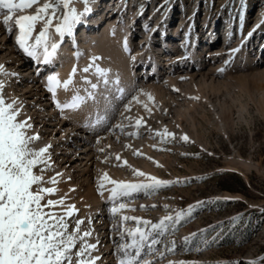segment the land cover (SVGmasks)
<instances>
[{"label":"bare ground","instance_id":"6f19581e","mask_svg":"<svg viewBox=\"0 0 264 264\" xmlns=\"http://www.w3.org/2000/svg\"><path fill=\"white\" fill-rule=\"evenodd\" d=\"M104 1L92 0L88 5L92 14L87 13L82 17L71 36L65 35L61 38L55 32V26L60 21L53 19L49 28V43L55 42L59 47L57 55L47 64L43 62V47L37 49L35 58L29 57L20 49L16 44L19 29L13 26L12 34H7V26L2 24L3 16L0 15V64L4 65L5 71L10 74L0 75V81L5 85L3 91L6 100L10 101L15 97L23 103V114L18 119L31 117L33 131L39 133L42 138L35 147L47 144L52 146L49 149L52 166L45 179L55 176L56 173L62 175L56 177L58 183L45 185L58 189L56 194L48 198L58 199L67 194L65 203L75 205L78 210L72 218L75 221L85 220L81 226L82 230L92 231L88 242L99 241L98 249L93 253L102 258L97 264H118L119 254L113 247L126 240H120L115 226L120 223V218L137 204L142 206L148 200L151 203L155 199L145 198L143 192L121 197L115 206L124 203L126 208L113 216L110 210L114 204L110 192L104 191L103 196L98 192L100 178L107 173L112 180L139 183L146 178L134 174V170H140L162 179L161 170L157 169H168L169 163L167 157H162L160 153L161 133H155L147 125L155 128L161 124L163 128L159 130L165 131L166 127L173 126L174 122H179L183 128V122L191 120L190 126L196 129L197 123L193 114L197 104L207 100L215 109L217 117L221 118L219 109L215 108L217 104L214 105L211 97L213 103L210 101L209 95L220 92L223 87L228 89L231 84L245 90V82L249 78L246 71H255L252 76L257 77L264 74V58L260 56L264 49V34L255 45V38L264 28V8L259 6L256 9L258 16L255 15L251 20L246 13L239 16V22L228 18V22L226 21L220 29L211 28L210 31L214 33L219 31L216 37L221 34L222 40L219 37L217 41L214 33L208 30L221 15L216 14L208 24L205 23L208 18L204 12L205 17L201 18L202 23H199L197 10H194L193 15L186 20V3L182 2L178 10L180 15L173 18L177 8L175 11L170 9L167 18L163 17L164 21L161 18L154 19V13H151L156 7L153 6L155 0H144L146 9L151 8V11L140 19V15L134 13L138 0H114L112 5ZM44 2L41 0V4ZM71 6L77 12H83L85 8L82 0H75ZM35 8L34 5L32 9L18 12L16 15L34 14ZM171 18L175 19L173 23H176L175 26L173 23L170 25L172 29L167 26ZM203 22L207 26L205 32L208 31L205 34L202 31L205 27ZM37 23L41 24L43 30V21ZM80 29L82 30L78 32ZM175 36L177 38H174ZM34 42V39L29 40L30 44ZM144 44L148 46L143 48ZM234 49L238 51L233 52ZM251 56L252 62L249 60ZM93 57L102 58L96 60L95 65L109 70V81L118 79L119 85L109 83L106 89L101 84L96 93L98 103L87 100L75 110L57 109L52 93L47 90V78L50 75L58 76L61 85L57 87L56 99L61 104L71 102L77 90L79 95L85 96V89L91 91V88L83 82V77L87 76L92 83L98 82L94 68L89 73L82 72L84 67L92 63ZM239 58L240 65L244 68L236 69L237 73L231 76L229 71L233 69V65L230 62L234 64ZM30 65L33 66L32 70ZM73 67L77 68L74 84L65 90L63 82L69 78ZM13 73L15 75H11ZM118 88L123 89L122 94ZM250 90L249 93L252 92ZM209 92L211 94L208 95ZM254 94L255 91L250 95ZM149 95L153 99H149ZM263 97L261 94L259 103L264 111ZM155 100L162 103L164 108L155 106ZM225 105L223 107L227 108L226 103ZM169 106H172L171 109L175 112L176 117L171 115L173 122L164 115L166 112L161 115V111L165 108L168 110ZM150 112L156 114L159 120L155 126L151 123L153 116L150 117ZM98 117H105L106 120L97 124ZM137 119L142 121L139 127L136 126ZM187 132L182 130L180 139L184 135H190ZM105 187L111 189L113 185L105 182ZM72 189L74 191H71ZM162 200L163 203L167 202L165 198ZM56 211L63 212L64 209L57 208ZM156 213H164L163 204L156 209ZM124 227L130 226L126 223ZM143 253V259L151 261V264H160L167 259L156 246H153L152 251L145 246Z\"/></svg>","mask_w":264,"mask_h":264},{"label":"rangeland","instance_id":"374dc122","mask_svg":"<svg viewBox=\"0 0 264 264\" xmlns=\"http://www.w3.org/2000/svg\"><path fill=\"white\" fill-rule=\"evenodd\" d=\"M43 1L47 2V0ZM182 2L186 3V20L193 15L192 11L197 10V22L202 23L201 18L205 17L204 12H206L208 21L205 23L208 24L216 14L221 15L218 20L223 19L228 22V18H231L239 22V16L247 13L248 19L251 20L257 15L256 9L259 6L264 8V0H155L153 6L156 7L151 13H154V19L161 18L165 21L170 9L175 11L177 8V12L173 14V18H176L180 15L178 10ZM146 5L144 0H138L136 3L134 13L137 12L140 19L151 11V8L146 9ZM61 14L58 11L57 17ZM88 14L92 13L88 12ZM171 19L167 24L170 28L175 21ZM205 23L203 22V25ZM248 26L249 24L246 27ZM206 29V27L202 29L203 34L208 32H205ZM41 30V24L36 23L32 33L33 39ZM218 33H214L215 38ZM262 34L264 28L255 38V45H257L256 41L262 39ZM136 35L138 36L139 32ZM155 38L159 39V37ZM146 46L148 45L144 44L143 48ZM260 56L264 58V49ZM250 58L252 56L249 60ZM239 60L240 58L234 64L230 62L233 65L232 71H229L231 76L237 73L236 69L244 68ZM32 69L33 66L30 65V70ZM246 73L249 77H246L248 79L245 82L246 89L251 88L249 90L253 93L255 91L256 95H250L253 93H249V90L244 88L242 90L234 84L229 85L228 89L221 88L218 93L209 92L208 95H212H209V99L211 97L214 105L217 104L215 108L219 109L221 118L217 117L213 106L202 99L204 102L197 104L194 110L196 112L193 111L194 121L197 123L196 129L190 126L191 120L183 122V128L179 122L172 123V128L166 127L167 132L173 133L175 138L161 135L165 132L159 130L163 125L156 127L159 121L157 115L153 112L149 114L150 117L153 116L150 119L155 128L151 125L147 126L155 133H161L160 153L162 157H167L169 163L168 169H157L161 170L160 180H179L181 183H172L154 192L141 191L146 195L145 198L155 199L151 203L156 204V207H152L153 204L148 200L142 205L144 207L137 204L126 215L158 223L166 215L175 217L177 212L193 206L190 216H185L175 224L169 222L168 229L155 236L160 242L154 246L167 257L161 262L163 264H182V262L183 264H237V262L245 264L246 261L264 257V111L259 103L261 94L264 96V74L258 75V78L252 76L255 71L250 70ZM155 101H157L155 106L164 108L162 103ZM224 101L227 108L225 103L222 104ZM171 108L172 106L168 107V110H171L169 114L165 108L166 111L162 110L161 115L166 112L164 115L174 121L171 115L176 116ZM182 130H187L190 134L187 136L188 141L180 139ZM140 182H147V179H142ZM162 198L167 202L163 203ZM158 204L168 206L164 207V213L161 215L156 213V209L160 208ZM69 222L74 225V218ZM134 223L136 224L135 221H128L127 224L130 226L128 228L132 225L135 227ZM193 233H196L195 237L191 236ZM185 237L190 238L189 242H185ZM125 240L129 242V238L126 237ZM172 242H175L174 252L168 251L172 247ZM113 248L116 249V245ZM260 264H264V261H260Z\"/></svg>","mask_w":264,"mask_h":264},{"label":"snow or ice","instance_id":"6c2138e0","mask_svg":"<svg viewBox=\"0 0 264 264\" xmlns=\"http://www.w3.org/2000/svg\"><path fill=\"white\" fill-rule=\"evenodd\" d=\"M74 2L75 0H47L41 4V0H0L2 24L7 26L6 32L9 35L12 34L13 26L19 29L16 44L29 57H37V49L43 47V62L47 64L57 55L59 47L55 42L49 43V28L53 19L60 20V23L55 26V32L63 38L65 35L71 36L74 27L91 11L88 5L92 0H82L85 4L83 12H77L71 6ZM34 5L36 6L34 14L16 15L18 12L32 9ZM58 11L62 13L59 17H57ZM39 21H43V30L34 37L35 42L30 44L29 40L33 39L32 33ZM125 50L127 51V41H125ZM235 51L238 49L233 50ZM99 59L102 58L93 57L92 63L82 69L83 73H89L94 68L98 82L92 83L87 76H84L83 82L90 86L91 91L85 89L86 95L81 96L77 90L71 102L61 104L56 99L57 87L61 85L58 76L50 75L47 78V90L52 93L57 109L75 110L87 100L98 103L96 93L101 84L106 89L109 83L119 85L118 79L109 81V70L95 65V61ZM76 73L77 68L73 67L69 78L63 82L62 86L65 90L74 84ZM0 75H10L2 64H0ZM4 87V82L0 81V264H97L102 258L93 253L97 251L99 241L88 242L92 231L82 230L81 226L85 220L77 219L74 225L69 222L78 210L75 205L65 203L67 194L58 199L48 198L56 194L58 189L45 185L58 183L56 177L62 175V173H56L55 176L45 179L46 173L52 166L49 151L51 144L35 147L42 139L41 136L33 131L31 117L18 119L23 114V103L15 97L10 101L6 100ZM118 91L123 93L121 88H118ZM149 99L153 98L149 95ZM105 120V117H98L96 123L99 124ZM141 123L140 119L136 120L137 127ZM161 135L175 138L174 134L168 133L167 130ZM181 139L188 141L187 135ZM116 158L119 159V156ZM134 174L146 177L147 182L116 181L112 180L107 173L100 178L98 192L101 196L106 190L110 192V198L114 204L110 210L113 216L126 208L124 203H119L118 207L115 206L116 201L121 197L141 191L154 192L172 183H181L179 180L162 181L140 170H134ZM105 182L113 187L106 189ZM57 208H63L64 211L58 212ZM192 209L193 206H189L187 210L177 212L175 217L166 215L158 223L134 216H122L120 223L115 226V231L119 234L121 241H125L127 237L129 242L116 244V251L119 254L118 264H151V261L143 259L145 246L152 251L153 246L160 242L155 236L164 233L168 229L169 222L175 224L185 216H190ZM128 221H135L136 226L125 228L124 225ZM191 236L195 237L196 233ZM184 239L186 243L190 240L189 237ZM174 250L175 242H172V247L168 251L174 252ZM260 261H264V257L246 261L245 264H260Z\"/></svg>","mask_w":264,"mask_h":264}]
</instances>
